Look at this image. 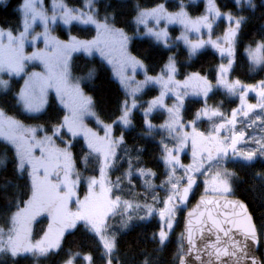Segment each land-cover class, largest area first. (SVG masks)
Instances as JSON below:
<instances>
[{
  "label": "snow or ice",
  "instance_id": "6c2138e0",
  "mask_svg": "<svg viewBox=\"0 0 264 264\" xmlns=\"http://www.w3.org/2000/svg\"><path fill=\"white\" fill-rule=\"evenodd\" d=\"M245 2L252 7V0H245ZM93 0H87V7L92 8ZM236 6H239L241 0H233ZM37 0H23L20 6V11L23 14V31L20 32L19 37H14L12 31L4 32L0 29V39L5 35L8 37L9 45L7 49L0 47V72H7L9 75L19 74L23 71V61L26 59L42 58L45 59L47 67V75H41L40 73H33L28 80L25 81L24 88L21 89L18 97V103L23 105L25 112H38L42 110L46 104V92L48 88H54L57 97L61 99L63 103V97L71 94L75 100V104L71 109V115H65L57 124L50 125L48 129L26 128L20 121L11 117H7L3 109H0V138L10 144L15 153L16 168L15 171L23 175V173L30 168L28 176L30 178V198L24 202V207L20 208L17 204V211L13 213L11 217L12 227L5 233L4 229H0V253H9L12 257H16L20 253H31L36 256H47L50 253L58 252L62 245V240L66 230H73L77 228L78 222H83L85 228L95 236L99 238V243L102 246L101 258L106 261V264H113L114 252L116 250V239L114 236L107 235V218L110 214L114 215L118 210L123 209L124 214L128 215V219H131L130 210H144L146 215L140 217L142 220L150 218L157 210L153 207L154 204L162 202L164 207L158 210V214L161 220V225L158 233H153V239H158L161 246H163L168 240L169 232L173 229V221L175 218V212L177 210V202L183 204L187 199L189 192L196 184V176L203 175L205 171L213 170L214 166H218L221 161H227V158L231 156L238 161L251 163L258 156L264 157V137L260 139L253 138L252 143L255 144V148H251L247 151L241 150L238 147L242 141L245 140V133L233 132L231 136H224L221 138V129L226 126H235L238 113H242L247 117L249 112L259 107L264 110V102L257 105H247L246 108L233 109L231 119H225V123L215 126L213 133L205 136L202 132L195 130V120L190 124L193 126L191 133L183 132L185 127L180 120V107L183 105V96L177 92V105L174 108H169L168 112L171 116L172 122L165 125L170 132H175L174 139L177 141L178 146L174 149H169L167 145H164L163 160L167 168L168 179L164 184L168 185L167 196L162 201H159L157 196H152V204L145 202L144 204H133L131 201L122 200L120 196H116L112 199L110 193L112 187L106 186V170L112 165L113 159L116 157L115 148L123 142V136L119 139H112L110 137L111 125H105V136L99 138L96 133L91 132L89 129H85L82 124L84 115H95L91 111L93 107V101L91 97H85L81 92L79 85L73 88L68 86V58L71 52L76 50H84L91 52L93 49L100 48L99 38L93 41H80L76 38H72L70 43L63 44L55 39L49 41L47 30L44 34L46 44L51 42L57 49L54 58H46L43 53H33L32 57H24L22 55V48L25 39L30 31V20L34 21L39 16L47 25L49 19L55 22L57 16L54 15L49 18L46 14L37 12L36 9ZM62 15L59 17L65 24H71L73 21L82 24L95 25L98 30V36L100 33L110 36L113 43L119 44L121 50V56L125 63L130 64L133 68L143 67L141 61L135 57L127 56L123 49L127 42V37L123 31L116 29L110 25V17L105 16L101 23L97 18V13H85L82 10L68 8L64 4L58 5ZM210 11H214L216 15H226L230 26L226 30L224 35V43L226 47H221L218 41H198L197 43H191L184 37L185 41L189 44L191 52L194 54L198 49L202 48L206 43H213V46L219 49L221 55H227L229 57L228 65L223 64L219 67V76L217 83L223 85L230 94L240 93V100L242 106L244 105L245 95L249 90H256L255 85H243L241 81L235 80L229 82L225 79L226 73L231 69L233 63V57L235 55V43L240 32L242 24L245 23L246 18L243 16L234 17L231 12L220 13L218 9H215V5L212 4ZM164 13L163 5H158L156 8L150 10H139L136 18L138 24H145L146 19L149 17H155L157 22ZM169 20H178L187 26L188 22L185 19V14L180 12L175 15H168ZM234 24V27L232 26ZM192 29L196 32L200 31V27H207L209 30L212 28V24L209 23L208 16H204L192 22ZM149 34L154 35L157 39L162 35L159 32H152L149 29ZM166 35V34H164ZM38 38V37H36ZM16 45V47H13ZM101 54L104 55L103 49ZM249 58L254 64H264V43L257 44L255 49L248 50ZM111 62V61H110ZM168 74V80L163 81L162 78H156V82H161L164 88L167 90L169 85L177 84L172 76L176 72L174 58L169 57V63L166 65ZM154 78L146 77L145 83L153 81ZM122 83L124 79L122 78ZM191 84L194 91L202 93L205 97L212 91V85L205 77H201L199 73H193L189 76L184 86L187 87ZM0 86L4 89H8V81L0 80ZM138 90V89H137ZM166 91H162L161 95L149 103V108L145 111L147 116L153 108L163 106V97ZM258 95L261 101H264V81L259 82ZM135 106V105H133ZM202 116L216 117L219 116L224 119L223 114L217 109H209L205 106L203 109L195 114L196 119ZM131 111L128 107V101L123 102L121 115L114 123H122L125 126L131 124ZM259 119V117H258ZM99 123V121H98ZM144 124L149 130L152 129L150 121L145 119ZM39 130L50 131L52 135H45L42 139H36V133ZM66 130V131H65ZM70 134L71 137L83 134L87 147L95 153L102 154L103 160L100 162V175L101 179L97 180L95 177L91 178L88 183L89 194L85 196L83 201L77 198L78 208L75 212L71 211L68 207L69 202L76 197V182L69 179L70 171L72 168L71 153L68 151L72 145L70 142L63 141L61 133ZM191 136L192 140V156L193 163L190 165H182L179 161V156L174 154L178 153L184 146L185 142ZM57 137L62 142L67 144L64 149L56 148L53 144V138ZM39 149L41 155L36 157L34 150ZM87 159V158H86ZM0 164H4V160L0 159ZM177 168H182L185 175L177 178L175 172ZM63 171V179H60V171ZM42 171V175H41ZM139 175L142 176H154L155 173L151 170H145L143 168L137 170ZM55 173L56 181L50 178ZM133 175L132 163L129 161V169L123 173V177L127 178L131 183V177ZM235 176L234 172H229L226 168H216L212 177V192L220 195L229 194L232 192V187L229 183L231 177ZM121 177H117V180L113 187H119ZM186 181V186L181 188V184ZM11 183V181H9ZM205 192L209 191L207 185L208 181H205ZM99 186L100 191L97 193L94 189ZM151 187V185H149ZM201 204L207 206L206 211L200 212V220L197 221L199 233L203 239L205 231L209 236V242L205 243L203 249L197 248V242L195 239L196 227H194L193 219L196 212H189V219L186 224V239L188 247L184 255H180V252H184L183 247L178 252L177 258L179 264H187L185 259L186 255H191L193 251L196 252V260L203 261L201 255L206 252L209 256L208 264H212L211 258L214 256L216 261L222 262L223 257H228L231 264H264V260L257 259L255 251L257 250L261 236L264 235V224H261L259 228L254 223L252 216L247 211V206L240 201H228L224 200L221 203L217 199H205L201 197ZM201 204L197 205L199 209ZM215 207V214L212 211V207ZM232 211L229 212L228 209ZM223 209V211H221ZM239 211H236V210ZM42 212H48L55 224L49 225V229L44 233L43 237L33 242L31 240L30 224ZM242 217V219L240 218ZM215 235V240L211 239V235ZM223 237V239H222ZM182 239L185 235L182 234ZM69 258L65 261V264H74V260L80 256V253L69 252ZM83 259L87 264H93L92 255L83 256ZM143 264H149V260L145 259Z\"/></svg>",
  "mask_w": 264,
  "mask_h": 264
},
{
  "label": "trees",
  "instance_id": "16d2710c",
  "mask_svg": "<svg viewBox=\"0 0 264 264\" xmlns=\"http://www.w3.org/2000/svg\"><path fill=\"white\" fill-rule=\"evenodd\" d=\"M21 1L7 0L0 3L1 28L20 29L22 16L19 4ZM63 1L71 7H80L84 0ZM183 1L187 2V0H95L94 2L95 13L98 14V17L103 19L106 15L109 16L110 23L122 28L128 34L130 53L142 61L149 74L161 71L171 53H174L176 73L179 78L182 79L189 73L198 72L214 83L217 79L216 66L220 62L215 50L205 48L191 57L182 44L173 45L172 43L164 46L153 42L143 34V28L134 20L137 10L153 7L159 3H164L167 9H176L181 3H184ZM215 1L222 14L231 12L234 17L243 16L246 18L236 39L235 63L229 70V77L242 81H258L263 77L264 64L258 70L253 69L244 49L246 46L254 45L259 41L264 43V0H252V7L245 0H241L239 6H236L233 0ZM201 5L202 2L200 1H190L186 8L192 14H197L202 9ZM223 19L222 16L221 20ZM221 22L218 24L220 27H222ZM169 31L171 35L178 33L175 26H170ZM58 32L62 36H68L62 28ZM69 32L79 38H89L95 35L91 26H81L76 23L69 27ZM70 67L73 76L84 77L81 86L85 93L93 98L95 119H100L104 123L116 121L121 115L123 102L127 100V97L122 87L112 76L110 65H107L97 55L85 56L82 53H75L70 61ZM21 81V78L13 77L10 88L0 93V108L24 123L37 124L43 126L45 130L50 125L59 123L66 113L53 97L50 98V102L40 113L28 114L22 111L15 97ZM157 93L158 89L154 86L141 91L137 99L138 104L131 112L130 126L124 127L122 124L115 123L113 127L116 135L123 136V142L116 148V157L111 169L112 186L117 177H121V181L118 188L113 187L112 193L118 194L117 192H120L123 196L136 198L138 201L149 204L152 203L153 195L160 198L166 195L164 182L168 176L167 167L161 159L163 154L162 142L167 138H165L166 134L160 125L164 123L166 116L159 110L150 114L153 127L149 130L144 124L145 117L142 113L146 101L155 97ZM220 103H222L221 108H229L236 104L235 100L228 97L227 94L225 95V92L218 88H215L205 100L202 98L186 99L183 109L184 120L193 119L195 111L206 106V104L216 106ZM90 123L95 125L92 120ZM198 125L206 129L208 121H199ZM71 153L78 173H83L85 176L97 174V162L94 159L97 156L92 155L86 162L84 157L88 151L80 137L72 140ZM0 156L4 160V164L0 166V227H6V225L8 227V215L17 210V204L21 207L30 198V178L28 169L23 175L15 171L14 150L11 145L2 140H0ZM91 159L95 164L90 162ZM129 161L136 171L131 177V183L123 177L124 171L129 168ZM224 167L229 172L235 173V176L230 178L231 194L245 201L255 224L259 228L261 224H264V157L262 159L257 158L251 163L229 159L225 162ZM141 168L151 170L155 175H139L137 170ZM147 180L151 181L149 188L146 186ZM198 195L197 192H193L189 200L190 203H193ZM182 216L183 214L179 215L177 226L169 232L168 240L163 246L160 245L158 239H153V233H157L161 225L158 219L154 217L138 220L131 223L125 230L117 231L113 264H143L145 259L149 260V264H177V255L182 247L180 242ZM114 218L111 216L108 219V224ZM44 223L43 217L34 228L36 230L35 236L41 234ZM102 251L99 238L90 233L84 224H77L76 229L64 234L58 252L50 253L47 256L20 254L16 257L4 253V256L0 257V264H64L69 258V252L80 253V256L74 260L76 264H83V256L89 254L93 257V264H106V261L101 258ZM258 251L262 256L260 249Z\"/></svg>",
  "mask_w": 264,
  "mask_h": 264
},
{
  "label": "rangeland",
  "instance_id": "374dc122",
  "mask_svg": "<svg viewBox=\"0 0 264 264\" xmlns=\"http://www.w3.org/2000/svg\"><path fill=\"white\" fill-rule=\"evenodd\" d=\"M6 1L7 0H0V3H4ZM94 1L95 0H93L92 8L89 9L86 6L87 0H84L83 5L80 7H76V6L71 7L67 3H65L63 0H37V4H36L37 12L44 13L49 18H51L54 15L53 9H54V6H56L55 7V15L57 16V19L55 22H52V20L49 19L47 25H45L44 21L39 16H37V18L34 21L30 20V31H29L27 38L25 39V41L23 43L22 55L24 57H32L33 53H43L46 58H54L55 57L56 52H57L56 47L51 42H49L47 44L45 42L44 34H45L46 30H47V35L49 37V41H51L52 39H55L56 41H59L63 44L70 43L71 39L73 37L76 38L77 40H80V41H93V40H96L99 38L100 48L93 49L91 52H86L84 50H76V51L71 52V54L68 58V73H69V75H68V86H69V88L71 89V88L75 87L76 85H79V88H80L81 92L83 93V95L85 97H91L89 94L85 93L84 89L81 86L82 79L84 77L77 76V75L73 76V74L71 72L70 61H71L73 55H75V53H82L85 56L86 55L87 56H93V55L96 56L97 55L101 59H103L107 65H110V67L112 69V76H114L115 80L122 87V89L124 90V92L126 94L127 101H128V107H129L131 112H132V109H134L135 106H137V104H138L137 99H138V97H139L138 95L141 93V91H143L144 89L149 88L151 86L156 87L158 89L157 95L155 97H152V99H149L148 101H146V103L144 105L145 107L142 109V113H143L145 119H147L148 121H150V114H152L156 110L163 112L166 116L164 123L160 125V127H162V129H163V132L166 134L165 138L168 139V140L164 139V141L162 142L163 154L161 156V159H163V156L165 154L164 153V145H167V147L169 149H174L178 146L177 141L174 139V136L176 135V133L170 132L168 127L165 126V125L172 122L171 116L168 112V109L174 108L177 105V98H176L177 92H179L183 96V105H182V107H180V113H179L181 123L185 126L182 129V131L191 133L193 131V126L190 124V122L195 120L196 121L195 122V130L197 132L204 133L205 136H208L210 133L215 134V133H213V128L215 126L224 124L225 119H231V114H232L233 109H241L242 107L246 108L247 105H257L258 103L264 102V101H261V98L258 95L259 82L264 81V74H263V77L261 79H258V81L254 82V81H242L239 79H231L229 77L230 71H228V73H226L225 79L229 82L239 80L245 86H247V85L257 86L256 90H254V91L249 90L247 92V94L245 95V98H244V105L242 106L239 92H237L236 94H230L223 85L217 83L220 65L223 64V65L227 66L228 60H229V57L219 58L220 62L216 66L217 79L215 80L214 83L211 82L205 75H202L200 73H199V75L201 77L207 78V80L212 85V91L215 90V88H218L219 90L225 92V95L227 94L228 97H231V99L235 100L236 104L232 107H229V108H221L222 103H220V105H216V106H213L211 104H206V106L209 109H217L219 112H221L223 114L224 119H222L219 116H216V117L202 116L199 119H196L195 114L205 107V106H203V107H201L195 111L193 119L184 120L183 109H184V103H185L186 99L202 98L203 100H205V98H207L202 93H198V92L194 91L191 84L187 87L184 86L185 80L189 76H191L193 73H198V72L189 73L186 76H184L182 79L179 78L177 76V73L175 72L173 74L172 78L174 81H176L178 83L169 85L168 89L166 90L161 82H156V78H162L163 81L168 80L166 65H168V63H169V58L165 62L161 71H159L158 73H155V74L154 73L149 74L146 71L145 65L143 63H142L143 67H135V68H133L130 64L125 63L124 60L122 59V56H121V50H120L119 44L113 43L112 38L106 34L100 33L98 36V30H97L95 25H91V24L86 25V24H82V23H79L76 21H73L71 24H65L59 18L62 15V13H61L58 5L61 3L64 4L65 6H67L68 8L79 9V10L84 11L85 13H90V12L95 13V2ZM190 1L202 2V5H201L202 9L199 13L192 14V12H190L189 9L186 8L187 3H189ZM22 3H23V0L21 1V3L19 5L21 6ZM184 3H185V5H184ZM184 3H181V5L176 9H167L164 3H159L158 5H163L164 13L162 14L161 18L159 19V22H157V19L155 17H149L146 19L145 24H139L143 28V31H142L143 34L146 37L150 38L153 42H156L158 44H162L164 46L171 45L172 43H173V45H178V44L181 45L182 44V46H184L185 49L189 52L191 57H193L195 54H197L198 52L202 51L205 48H209V49L214 51L215 47L213 46V43H206L202 48L198 49L193 54L191 52L189 44L185 41L184 37H187V40L190 41L191 43H197L198 41H201V40H203V41L211 40L213 42H216L219 40L221 45L224 44V33L229 28L230 22H229L226 15H216L214 11H210L212 4H214L215 9H218V11L220 12L219 8L216 6V1L215 0H187V2H184ZM158 5L153 6V7H148L146 9L150 10V9L156 8ZM140 10H145V9H140ZM137 11H139V10H137ZM180 12H183L185 14V19L188 22L187 26L183 23H180L178 20L167 19L168 15H170V14L175 15V14H178ZM137 14H138V12H137ZM137 14L134 18L135 21L137 18ZM21 16H22V20H23L22 12H21ZM204 16H208L209 23L212 24L211 30H209L207 27L201 26L199 32L194 31L192 29V26H191L192 22H195L196 20H198L199 18L204 17ZM222 16L224 17L223 20H221ZM96 18L101 23L103 22V19H101L97 15H96ZM219 22H221L222 27L218 26ZM74 23L79 24L81 26H84V25L85 26H91L94 29L95 35L93 37H89V38H79L77 36L71 35V33L69 32V27ZM110 25L116 29L122 30L124 35L128 38V34L125 33V31L122 28H120L118 26H114L112 23H110ZM170 26L177 27L178 33L171 35V33L169 31ZM232 26H234V24ZM61 28L67 32V35H68L67 37L59 34L58 31ZM0 29H3L5 33L8 32L9 30H11L12 35L14 37H19L20 32L23 31V24L21 21L19 30L13 29V28L5 29V28H1V27H0ZM149 29H151L152 32H159L162 35L160 36L159 39H157L154 35L149 34ZM164 34H166V35H164ZM36 37H38V38H36ZM260 43L261 42L259 41L254 45L246 46V48L244 49L245 55L249 59L253 69H256V70L261 68L263 64H254L252 62V60L249 58L248 50L249 49H255L257 44H260ZM8 45H9V40H8V37L5 35L2 39H0V47L7 49ZM128 45H129V43H128V39H127V42H126L124 49H123L124 53L127 56L135 57L137 60L141 61L136 56H134L133 54L130 53V51L128 49ZM13 47H16V45H13ZM235 47H236V45H235ZM100 49H103L104 55L101 54ZM170 57L174 58V61H175L174 53H171ZM232 59H233V63H232V65H233L235 63V56ZM175 68H176V63H175ZM33 73H40L41 75H45V76L47 75V67H46L45 59H42V58L26 59L23 61V71L22 72H20L19 74H12V75H9L7 72H0V80L8 81V85H9L8 89H9L11 86L13 77L21 78L22 81H21V84L19 86L18 92L15 93L16 102H18L19 93H20L21 89L24 88L25 81L28 80L29 77H31ZM146 77H152V78H154V80L145 83ZM122 78L124 79V83H122ZM8 89H4L2 86H0V93H2V91H6ZM162 91H166V94L163 97V106L153 108L152 111L147 116H145V111L149 108V103L151 101H153L154 99H156L157 97H159L161 95ZM211 92H209V94H211ZM52 97L58 101L60 106H62V108L65 110L66 115H71V109L75 104V100H74L73 96L71 94L65 95L63 97V103H62L61 99L59 97H57V94H56V91L54 88H48L47 89L46 97H45L46 98V104L44 105L42 110H40L38 112H26V113L35 114V113L42 112L45 109V106L50 102V98H52ZM91 99L93 101V98H91ZM18 104L20 105L22 111L25 112L23 110V105L21 103H18ZM133 105H135V106H133ZM91 111L94 112L93 107H92ZM5 114L7 117H11L15 120H18L16 117H12L7 113H5ZM258 117H259V119H258ZM95 118H96V115H94V116L93 115H87V114L84 115L83 119H82V124H83L84 128L89 129V130H91V132L96 133L99 138H103L105 136V127L104 126L105 125H111L112 127H111V131H110V137L112 139H119L120 138V136H118L114 133V129H113L114 124H115L114 122L104 123L100 119L98 120ZM90 120L94 121L95 125H92L90 123ZM202 120L208 121V126L206 129H203L200 125H198L199 121H202ZM18 121H20L26 128H37V129L43 128V129H45L43 126H40L37 124L35 125V124L24 123L22 120H18ZM98 121H99V123H98ZM150 123H151V121H150ZM118 124H122V123H118ZM123 126L129 127L130 124L128 126H125V125H123ZM233 132L245 133V140L242 141L240 144H238V147L241 150L247 151L251 148H255V144L252 143L253 138L260 139V138L264 137V110L260 109L259 107L254 108L249 112V115L247 117L243 116L242 113H238L236 124H235L234 128H233V126L229 125L223 129H221V133H220L221 138H223L224 136H231L233 134ZM64 134H65L64 132L61 133V135L63 137V141L70 142L71 145H72V140L74 138L80 137L84 141V144H85L87 151H88V154L84 157L85 159L87 158L86 162H88L89 157H92V155L97 156L94 158L97 162V165H96L97 174H94L91 176H85L83 173H78L76 171V166H75V163L73 161V154L71 153V147L68 148V151L71 153V156H72V160H71L72 168L70 171L69 179L76 182V188H75L76 197H74L73 200L69 202L68 207L71 211L75 212L78 208L77 198L80 201H83L85 196H87L89 194V188H88L89 180L93 177H95L97 180L101 179V175H100L101 164H100V162L103 160V155L92 152L87 147V141H86L83 134L77 135L76 137H71L70 134H67L69 136L66 137V135H64ZM45 135H52V133L50 131L39 130L36 133V139H42ZM0 140L4 141L2 138H0ZM53 144H54V147L60 148V149H64L67 147V144L62 142V140L60 138H57V137L53 138ZM116 148H115V152L117 151ZM192 152H193L192 140H191V136H189L188 140L185 142V146L178 153H174V154L179 156L180 164L187 166V165H190L193 163ZM14 155H15V153H14ZM34 155L36 157H39L41 155L39 149L34 150ZM257 158L262 159L263 157L258 156ZM229 159L235 160L231 156V154L229 155L227 160H229ZM90 162H92V164H95V162L92 159L90 160ZM163 162H164V160H163ZM225 162L226 161H221V163L218 166H214L213 170L205 171V173L203 175L198 174L196 176V178L199 179L200 182H199V185L193 190V192H195V193L197 192L198 194L199 193L200 194H210V193L218 194V193L211 191V189H212V177H213L214 171L216 170L217 167L221 168V169L225 168L224 167ZM113 163H114V159L112 161V165H113ZM112 165L106 170V181H107L106 186L113 188V186H112L113 183H111L112 182V177H111ZM0 166H1V164H0ZM128 169H126L124 172H126ZM28 170L30 171V168H28ZM167 170L169 172L168 168H167ZM132 171H133V174L136 172L135 169L133 168V165H132ZM42 174L43 173L41 171V175ZM60 174H61L60 179L62 180L63 179V171H61ZM184 175H185L184 170L182 168H177V170L175 172V176L177 178H179V177H183ZM50 178L53 180L54 183L57 182L56 178H55V173H53V175ZM167 179H168V176H167L166 180ZM206 180L208 181L207 187L209 189V191L207 193L205 192V187H206L205 181ZM229 183L231 185V180H229ZM149 185H151V181L147 180V183H146L147 188H149ZM167 188H168V185H166V189ZM94 191L99 193V191H100L99 186H97L94 189ZM117 193L118 194H114L111 192L110 193L111 198L115 199L116 196H120L122 200L131 201L133 204H137V203L138 204H144L142 201L136 200V198H130L129 196H126V195L123 196L120 192H117ZM167 194L168 193L166 191V195L164 197L160 198L158 196L157 197L158 200L162 201L163 199L166 198ZM229 194H231V193H229ZM218 195H220V194H218ZM150 204H152V203H150ZM23 207H24V205L21 206L20 208H23ZM153 207L157 211L154 212V214L150 217V219L152 217H154V218L158 219L159 223L161 224V220H160V217L158 214V210L163 208L164 205H163V203H161V204L156 203L153 205ZM16 211L17 210L11 212L8 215V219H7L8 220V222H7L8 227H7V225H6V227H0V229H4L5 233H7L8 230L12 227L11 217H12L13 213H15ZM180 214L181 213H180L179 207L177 206V210L175 212L176 219L174 218L173 228L175 226H177V224H178L177 218L179 217ZM130 215H131V219L129 220L128 215L124 214L123 209L118 210L114 215L110 214L107 218V225H108L107 235L114 236L116 238L117 231L125 230L127 227L130 226L131 223L136 222L138 220H142V219H140V217L145 216L146 212L142 209L141 210L132 209V210H130ZM42 216L46 217V218H44L45 223H44L43 228H42L43 230L41 231L40 235L35 236L34 233L36 230L34 228L38 225V222H40V220L43 219ZM111 216H113L115 218L111 221L110 224H108V219ZM50 224H53V227H55V224L53 222V218L51 215L42 214L40 217H38V219L34 223L30 224V229H31V237L30 238H31V240L33 242H35L36 240H39L41 237H43L44 233L48 231ZM78 224H84V223L78 222ZM68 231H71V230H66L65 233H67ZM158 232H159V230H158ZM259 249L262 252L261 258H262V260H264V235L261 236V244H260ZM20 254H30L31 255V253H20ZM1 256H4V253H0V257ZM64 264H65V262H64ZM74 264H76V263L74 262ZM83 264H87V262L84 260Z\"/></svg>",
  "mask_w": 264,
  "mask_h": 264
},
{
  "label": "water",
  "instance_id": "95a60500",
  "mask_svg": "<svg viewBox=\"0 0 264 264\" xmlns=\"http://www.w3.org/2000/svg\"><path fill=\"white\" fill-rule=\"evenodd\" d=\"M224 35H225V33H224ZM221 47H226V44L225 43L222 44ZM214 50H215V54L217 55V57H219V58L228 57L227 55H223L222 56L220 51H219V49H217L216 47L214 48ZM61 171H60V173H61ZM55 178H56V176H55ZM199 182H200L199 179L196 178V184L193 186L192 190L189 192L188 199L183 204H180L181 208H182V210L184 212L183 216H182V221H181L182 222L181 233L185 235L184 239L181 238V244H182V247L184 249V252H181V255L185 254V252L187 250V247H188V242H187V239H186V224H187V221L189 219V216H188L189 212H196V215L194 217H192V219H193L194 227H196L195 239H196V242H197V248L203 249L204 244L209 242L208 238H209L210 234L207 231H205L204 237L202 239L201 236H200V233H199V228L197 226V221L200 220L199 213L206 211V207H207V206L201 204V197H205V199H217V200H220L221 203H223V201L225 199L228 200V201H240V202L244 203L247 206V204L245 203V201L243 199L238 198L237 196H235L233 194H231V195H225V194L224 195H218V194H212V193H210V194H199V196L195 199V201L193 203H190L189 200L191 198L192 191H193V189H195L199 185ZM185 186H186V182L181 184V188H183ZM178 203L179 202H177V204ZM198 204H201V207L199 209L197 208ZM212 211L215 214L216 209H215L214 206L212 207ZM221 211H223V209H221ZM228 211L231 212L232 209L229 208ZM236 211H239V210L237 209ZM247 211L251 215V212H250V209H248V206H247ZM240 218L242 219V217H240ZM252 219H253V217H252ZM253 221L255 223L254 219H253ZM211 239L213 241L215 240V235L214 234L211 235ZM222 239H223V237H222ZM259 246H260V244H259ZM259 246H258L257 250L255 251V256H256L257 259H260V256H259V253H258ZM185 259L187 261V264H201V261L196 260V252H195V250L193 251V253L191 255H186ZM201 259L203 261V264H208L209 256L207 255L206 252L202 253ZM211 260H212V264H221V262L216 261L214 256L211 258ZM222 262H223V264H231V261L229 260L228 257H223L222 258ZM177 264H179V260H178Z\"/></svg>",
  "mask_w": 264,
  "mask_h": 264
},
{
  "label": "flooded vegetation",
  "instance_id": "af4514ba",
  "mask_svg": "<svg viewBox=\"0 0 264 264\" xmlns=\"http://www.w3.org/2000/svg\"><path fill=\"white\" fill-rule=\"evenodd\" d=\"M0 159H1V156H0ZM179 205V204H178ZM181 212V211H180ZM182 213V212H181ZM42 214H44V215H50L48 212H42V213H40L38 216H36L35 217V219L34 220H32V222L31 223H34L37 219H38V217H40ZM42 217H44V218H46L45 216H42ZM40 219V218H39ZM178 219V218H177Z\"/></svg>",
  "mask_w": 264,
  "mask_h": 264
}]
</instances>
